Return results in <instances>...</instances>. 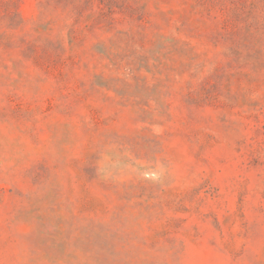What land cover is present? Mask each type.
Masks as SVG:
<instances>
[{
    "label": "rangeland",
    "instance_id": "rangeland-1",
    "mask_svg": "<svg viewBox=\"0 0 264 264\" xmlns=\"http://www.w3.org/2000/svg\"><path fill=\"white\" fill-rule=\"evenodd\" d=\"M0 264H264V0H0Z\"/></svg>",
    "mask_w": 264,
    "mask_h": 264
}]
</instances>
